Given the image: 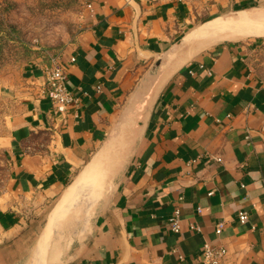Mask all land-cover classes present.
I'll use <instances>...</instances> for the list:
<instances>
[{"label":"crops","instance_id":"obj_1","mask_svg":"<svg viewBox=\"0 0 264 264\" xmlns=\"http://www.w3.org/2000/svg\"><path fill=\"white\" fill-rule=\"evenodd\" d=\"M80 1L89 14L83 28L53 54L67 66L79 105L53 116L44 93L49 58L23 70L14 89L21 112L0 137L9 167L0 264L35 261L46 204L110 143L124 164L90 234L62 264H203L206 242L227 248L221 264H264V36L212 45L184 63L177 51L197 22L246 0ZM169 56L163 74L170 75L160 83V70L136 93ZM176 209L178 234L168 223ZM239 212L248 214L245 223Z\"/></svg>","mask_w":264,"mask_h":264},{"label":"rangeland","instance_id":"obj_2","mask_svg":"<svg viewBox=\"0 0 264 264\" xmlns=\"http://www.w3.org/2000/svg\"><path fill=\"white\" fill-rule=\"evenodd\" d=\"M256 10H264V0H246L245 4L238 5L229 14L214 18L203 25L197 22L195 24L197 28L190 33L212 21L227 20L241 12ZM88 15L85 5L80 0H0V137H4L9 133L15 119L21 112L22 100L14 96V89L20 84L22 71L31 64L47 61L50 54L60 53V50L81 31ZM250 36H264V34L247 35L235 40L253 38ZM194 42L196 40H193L192 44ZM221 42L225 41L218 43ZM197 46L195 47L197 48ZM185 47L187 46L179 42L177 51H182ZM191 49L193 50L194 47ZM170 61V56L164 60L161 75ZM119 147L117 145L114 152L111 153L113 144L110 143L91 161L108 156L102 164L106 183L104 182L99 199L102 200L101 203L111 193L116 175L125 161V155ZM8 168L6 153L0 146V191L5 189L9 177ZM65 192L60 199L57 198L54 202L46 204L47 208L41 216L43 223L46 219L47 221L43 230H40L36 242L35 261L37 263L34 261L32 264H56L60 257L64 256V251L61 250L62 244L68 241L69 232L75 227L77 219L87 215L88 212H92L93 207L86 210L87 201L84 190H81L74 198L64 204L60 212L64 217L56 228L57 233L52 235L46 248L42 251V237L48 228L55 208L61 203ZM99 207L100 205L95 209V213L99 211ZM49 212L50 214L46 218ZM39 253L41 255L38 259Z\"/></svg>","mask_w":264,"mask_h":264},{"label":"bare ground","instance_id":"obj_3","mask_svg":"<svg viewBox=\"0 0 264 264\" xmlns=\"http://www.w3.org/2000/svg\"><path fill=\"white\" fill-rule=\"evenodd\" d=\"M253 34H264V10L244 11L227 20L218 19L207 23L205 26H202L184 37L182 44L187 47L180 51L181 56L179 57L182 58L181 61L184 63L195 53L207 49L220 41L235 40ZM193 40H196V42L192 44ZM196 45H198L197 48L195 47ZM193 47L194 49L192 50L191 48ZM187 50H189V52L184 53L187 52ZM170 73L171 72H167L163 74V78L160 83H162L170 75ZM107 157L108 156L97 158L88 164L80 173L76 181L67 188L61 203L55 208L54 213L50 218L48 228L42 237V251L46 248L52 235L57 233L56 228L64 217V215L60 213L64 204L74 198L78 192H81V190H84V196L87 201L86 210L93 207L92 212H88L87 215L77 219L75 227L69 232L70 236L68 241H65L62 244L61 250L65 253L69 251V248H71L73 244H81L88 237L91 232L90 227L94 217L95 208L101 201L99 199L105 182V174L103 171L104 168L102 169V164ZM76 211L78 212V210ZM40 255L41 253H39L38 259ZM63 261V259L58 260L56 264H62Z\"/></svg>","mask_w":264,"mask_h":264},{"label":"built area","instance_id":"obj_4","mask_svg":"<svg viewBox=\"0 0 264 264\" xmlns=\"http://www.w3.org/2000/svg\"><path fill=\"white\" fill-rule=\"evenodd\" d=\"M48 58V65L44 70V93L51 102L53 116L58 118L63 116L71 105L77 107L80 100L67 87V66L62 64L56 55L50 54ZM71 61H74V59L72 58ZM97 90L100 91V88L98 87ZM214 159L221 161L218 156L214 157ZM238 219L240 223H245L248 220V214L239 212ZM168 223L173 233L178 234L181 232V214L179 209H176L168 218ZM190 228L196 232L201 231L197 226H191ZM223 228L224 224L218 223L215 227V233L219 236ZM227 255L228 250L225 246L206 242L201 249L200 259L203 264H221Z\"/></svg>","mask_w":264,"mask_h":264},{"label":"water","instance_id":"obj_5","mask_svg":"<svg viewBox=\"0 0 264 264\" xmlns=\"http://www.w3.org/2000/svg\"><path fill=\"white\" fill-rule=\"evenodd\" d=\"M164 58H161L160 60H158L154 66L148 71V73L146 74V76L142 79V81L140 82L136 93H138L139 91L144 90V88L147 86H149L150 82L152 80H154L157 75L159 74L161 67L164 63ZM132 105V100L129 102L128 107Z\"/></svg>","mask_w":264,"mask_h":264}]
</instances>
